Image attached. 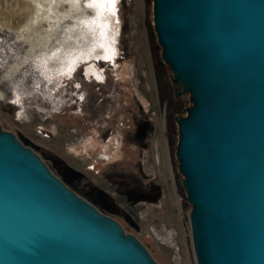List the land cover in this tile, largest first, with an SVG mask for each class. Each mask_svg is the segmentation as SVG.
I'll return each instance as SVG.
<instances>
[{
    "label": "water",
    "instance_id": "95a60500",
    "mask_svg": "<svg viewBox=\"0 0 264 264\" xmlns=\"http://www.w3.org/2000/svg\"><path fill=\"white\" fill-rule=\"evenodd\" d=\"M152 2L196 264H264V0ZM0 264L159 263L0 126Z\"/></svg>",
    "mask_w": 264,
    "mask_h": 264
},
{
    "label": "rangeland",
    "instance_id": "374dc122",
    "mask_svg": "<svg viewBox=\"0 0 264 264\" xmlns=\"http://www.w3.org/2000/svg\"><path fill=\"white\" fill-rule=\"evenodd\" d=\"M25 1L0 0L1 130L134 233L159 264H196L176 158V120L191 102L173 92L152 0H83L82 13L63 20L58 52L38 60H26L22 31L7 29L28 19ZM96 32L99 51L85 47Z\"/></svg>",
    "mask_w": 264,
    "mask_h": 264
},
{
    "label": "bare ground",
    "instance_id": "6f19581e",
    "mask_svg": "<svg viewBox=\"0 0 264 264\" xmlns=\"http://www.w3.org/2000/svg\"><path fill=\"white\" fill-rule=\"evenodd\" d=\"M25 2L27 6L29 5V3H32L29 17L28 15L26 16L28 17V19L23 22L22 25L19 24L20 27H7V29L11 32H16V30L22 31V33L18 35L26 42V60H38V58L40 59L45 53L50 54L55 51L58 52V50L54 49V46L56 41L59 39L63 20L69 17L71 14L76 15L77 12H81L82 8L84 7L83 0H54V3H49L48 5H44L46 2H41L39 0H26ZM87 24H90L91 26L95 25L93 22ZM2 25L5 26L7 24L2 23ZM25 30L32 33L33 35L35 34V36H32L30 34L26 35V33L24 34ZM42 31H45L47 33V36L44 38H35L36 36L39 37L38 34L40 35ZM97 32V37H94L96 40L93 38V44L88 41V43L85 44L86 48L89 47L94 51H96V49H100L99 33Z\"/></svg>",
    "mask_w": 264,
    "mask_h": 264
},
{
    "label": "flooded vegetation",
    "instance_id": "af4514ba",
    "mask_svg": "<svg viewBox=\"0 0 264 264\" xmlns=\"http://www.w3.org/2000/svg\"><path fill=\"white\" fill-rule=\"evenodd\" d=\"M174 86H175V84H173V92H174V94H175V91L177 90V89H174ZM168 93H169V91H168ZM170 94V93H169ZM170 99V98H169ZM171 99H173V98H171ZM171 100H169V102H170ZM172 101H174V99L172 100Z\"/></svg>",
    "mask_w": 264,
    "mask_h": 264
},
{
    "label": "trees",
    "instance_id": "16d2710c",
    "mask_svg": "<svg viewBox=\"0 0 264 264\" xmlns=\"http://www.w3.org/2000/svg\"><path fill=\"white\" fill-rule=\"evenodd\" d=\"M175 86H176V87H178V88H179V87L181 88V86H180V85H176V84H175ZM186 115H187V112H186Z\"/></svg>",
    "mask_w": 264,
    "mask_h": 264
}]
</instances>
